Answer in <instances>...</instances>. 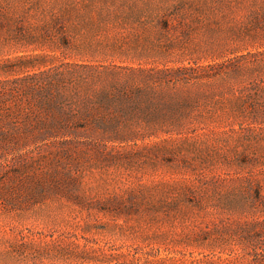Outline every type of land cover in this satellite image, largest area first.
<instances>
[{"label":"rangeland","instance_id":"1","mask_svg":"<svg viewBox=\"0 0 264 264\" xmlns=\"http://www.w3.org/2000/svg\"><path fill=\"white\" fill-rule=\"evenodd\" d=\"M67 64L184 70L157 85L166 122L6 119L0 264H264V0H0V81Z\"/></svg>","mask_w":264,"mask_h":264},{"label":"trees","instance_id":"2","mask_svg":"<svg viewBox=\"0 0 264 264\" xmlns=\"http://www.w3.org/2000/svg\"><path fill=\"white\" fill-rule=\"evenodd\" d=\"M67 66L65 72L41 71L0 81V134H5L2 128H10L6 119L20 120L11 128H47L46 136L54 128H125L143 116L149 120L161 116L166 122L170 115L160 112L157 103L166 96L157 85L171 82L176 78L173 73L184 70L114 66L99 71L87 64ZM7 147L0 145V155ZM24 168L41 193L65 188L68 176L59 168L45 167L42 159L34 158L32 169ZM262 201L259 189L254 202Z\"/></svg>","mask_w":264,"mask_h":264}]
</instances>
